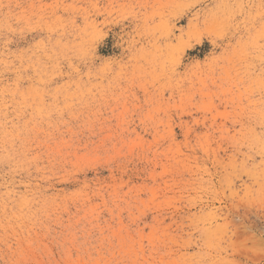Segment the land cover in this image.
<instances>
[{
	"label": "rangeland",
	"instance_id": "374dc122",
	"mask_svg": "<svg viewBox=\"0 0 264 264\" xmlns=\"http://www.w3.org/2000/svg\"><path fill=\"white\" fill-rule=\"evenodd\" d=\"M0 264H264V0H0Z\"/></svg>",
	"mask_w": 264,
	"mask_h": 264
}]
</instances>
